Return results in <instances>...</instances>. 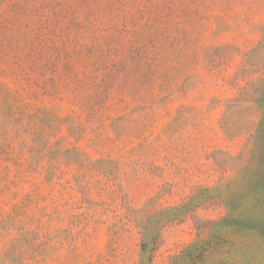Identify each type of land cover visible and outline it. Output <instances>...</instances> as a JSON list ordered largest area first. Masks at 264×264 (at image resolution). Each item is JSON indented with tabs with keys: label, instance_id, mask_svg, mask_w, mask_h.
Returning a JSON list of instances; mask_svg holds the SVG:
<instances>
[{
	"label": "rangeland",
	"instance_id": "rangeland-1",
	"mask_svg": "<svg viewBox=\"0 0 264 264\" xmlns=\"http://www.w3.org/2000/svg\"><path fill=\"white\" fill-rule=\"evenodd\" d=\"M148 256L264 264V0H0V264Z\"/></svg>",
	"mask_w": 264,
	"mask_h": 264
},
{
	"label": "trees",
	"instance_id": "trees-1",
	"mask_svg": "<svg viewBox=\"0 0 264 264\" xmlns=\"http://www.w3.org/2000/svg\"><path fill=\"white\" fill-rule=\"evenodd\" d=\"M146 247H147V244H146V243L143 244V253H146V251H147ZM153 250H154V248H152L151 251H153ZM143 259H144V258H143ZM151 259H152V257H149V256H148V263H147V264H150ZM143 262H144V261H143Z\"/></svg>",
	"mask_w": 264,
	"mask_h": 264
}]
</instances>
